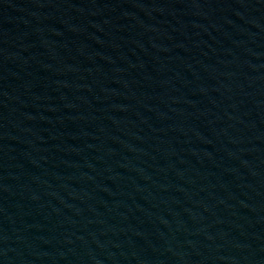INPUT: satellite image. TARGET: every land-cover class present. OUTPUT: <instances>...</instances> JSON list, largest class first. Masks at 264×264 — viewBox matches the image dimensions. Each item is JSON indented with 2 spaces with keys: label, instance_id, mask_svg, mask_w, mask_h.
Returning <instances> with one entry per match:
<instances>
[{
  "label": "water",
  "instance_id": "obj_1",
  "mask_svg": "<svg viewBox=\"0 0 264 264\" xmlns=\"http://www.w3.org/2000/svg\"><path fill=\"white\" fill-rule=\"evenodd\" d=\"M0 66L130 264H264V0H0Z\"/></svg>",
  "mask_w": 264,
  "mask_h": 264
}]
</instances>
